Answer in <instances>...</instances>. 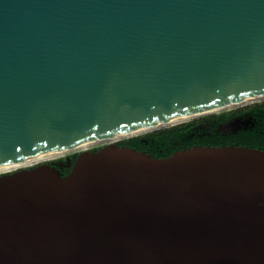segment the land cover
<instances>
[{"label":"water","instance_id":"water-1","mask_svg":"<svg viewBox=\"0 0 264 264\" xmlns=\"http://www.w3.org/2000/svg\"><path fill=\"white\" fill-rule=\"evenodd\" d=\"M250 96L264 0H0V168ZM0 264H264V149L113 140L2 171Z\"/></svg>","mask_w":264,"mask_h":264},{"label":"trees","instance_id":"trees-1","mask_svg":"<svg viewBox=\"0 0 264 264\" xmlns=\"http://www.w3.org/2000/svg\"><path fill=\"white\" fill-rule=\"evenodd\" d=\"M234 117H240L243 122L241 126L236 130L226 128L225 124ZM118 142L158 157L168 156L175 150L194 145L235 144L264 149V100L130 135ZM103 145L92 149H100ZM73 158L75 160L76 155ZM70 169L71 167L61 171L66 174Z\"/></svg>","mask_w":264,"mask_h":264},{"label":"bare ground","instance_id":"bare-ground-1","mask_svg":"<svg viewBox=\"0 0 264 264\" xmlns=\"http://www.w3.org/2000/svg\"><path fill=\"white\" fill-rule=\"evenodd\" d=\"M262 98H264V96H258V97L257 96H250V97L244 98V99H242L240 101H236V102H232V103H225V104L219 105V106L214 107V108L207 109V110L199 112V113L183 115V116H180V117L168 120V121L158 122V123L153 124V125L145 126V127L139 128V129H134L133 131H130L128 133L117 134V135H115L114 137H112L110 139H105V140H100V141L117 140V139L121 138V136H123V135H129L131 133L134 134V133H138V132H141V131H148L150 129L162 127L164 125H168V124L184 121V120H187L189 118H192V117H195V116H198V115H201V114H205V113L214 112V111H217V110H220V109H225V108H230V107H234V106H238V105H244V104H247V103H251V102L257 101V100L262 99ZM100 141H97V142H100ZM97 142H93V143H97ZM93 143L81 144V145H77V146H72V147H67V148H63V149L53 150V151L49 152L47 155H45L43 157H40V158L31 159V160H21V161H19L17 163L9 164L6 167L0 168V172L8 170V169L16 168L18 166H22V165H25L27 163H33V162H36V161H39V160H42V159H48V158L57 157V156L65 153L67 151H72V150H76V149H82L84 147L86 148L87 146H89V145H91Z\"/></svg>","mask_w":264,"mask_h":264},{"label":"rangeland","instance_id":"rangeland-1","mask_svg":"<svg viewBox=\"0 0 264 264\" xmlns=\"http://www.w3.org/2000/svg\"><path fill=\"white\" fill-rule=\"evenodd\" d=\"M261 100H264V98L259 99V100L254 101V102H251V103L244 104V105L234 106V107H231V108H229V109L236 108V107H239V106H245V105L252 104V103H255V102H258V101H261ZM226 109H228V108L220 109V110H217V111H214V112H209V113L201 114V115L196 116V117H200V116H202V115H206V114H211V113L220 112V111H223V110H226ZM189 119H192V118H189ZM176 123H178V122H176ZM242 123H243V122H241L240 125H241ZM225 126H226V128L231 127V126H229L228 124H225ZM148 131H150V130H148ZM146 132H147V131H146ZM138 133H139V132H138ZM134 134H137V133H134ZM134 134L131 133V134H129V135H123V136H121V138H119L118 140H120V139H124V138H127V137H129L130 135H134ZM118 140H116V141H118ZM108 142H109V140H106V141H100V142H97V143H93V144H91V145H89V146H87V147H88V148H93L94 146H98V145H101V144H106V143H108ZM84 148H85V147H84ZM82 149H83V148H82ZM82 149H76V150H72V151H67V152H65V153H63V154H61V155H59V156H57V157H62V156H64V155H66V154H70V153H72V152H74V151H80V150H82ZM57 157H53V158H57ZM49 159H52V158L42 159V160H39V161H36V162H33V163H27V164H25V165L18 166V167L13 168V169H17V168L25 167V166H34V165H36V164H38V163H41V162H44V161H48Z\"/></svg>","mask_w":264,"mask_h":264},{"label":"flooded vegetation","instance_id":"flooded-vegetation-1","mask_svg":"<svg viewBox=\"0 0 264 264\" xmlns=\"http://www.w3.org/2000/svg\"><path fill=\"white\" fill-rule=\"evenodd\" d=\"M234 119H240V117H234V118L230 119V120L227 122V124L230 125L229 122H230V121H233ZM240 120H241V119H240ZM77 153H78V151H74V152L70 153V155H71V157H72V160L74 159V158H73V155H76V156H77ZM66 155H67V154H66ZM66 155L62 156L61 158H65ZM57 158H60V157H57ZM57 158L49 159L48 162H51L53 159H57ZM73 161H74V160H73ZM69 167H71V166H63V167H61V169H67V168H69Z\"/></svg>","mask_w":264,"mask_h":264}]
</instances>
